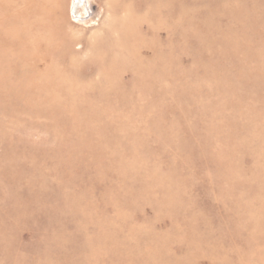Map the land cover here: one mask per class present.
Instances as JSON below:
<instances>
[{
	"label": "rangeland",
	"instance_id": "rangeland-1",
	"mask_svg": "<svg viewBox=\"0 0 264 264\" xmlns=\"http://www.w3.org/2000/svg\"><path fill=\"white\" fill-rule=\"evenodd\" d=\"M0 0V264H264V0Z\"/></svg>",
	"mask_w": 264,
	"mask_h": 264
},
{
	"label": "water",
	"instance_id": "water-1",
	"mask_svg": "<svg viewBox=\"0 0 264 264\" xmlns=\"http://www.w3.org/2000/svg\"><path fill=\"white\" fill-rule=\"evenodd\" d=\"M84 3V1L83 0H72V6H71V11H70V13H71V17H73V18H76L77 20H81V21H84V20H86V19H88V17H90V12H89V10L87 9V8H85V12H84V14L83 15H80L79 14V16L75 13V6L76 5H78V3Z\"/></svg>",
	"mask_w": 264,
	"mask_h": 264
},
{
	"label": "bare ground",
	"instance_id": "bare-ground-1",
	"mask_svg": "<svg viewBox=\"0 0 264 264\" xmlns=\"http://www.w3.org/2000/svg\"><path fill=\"white\" fill-rule=\"evenodd\" d=\"M85 8H86V6H85V4L82 2H80V3H78V5H76L75 6V13L79 16V14L80 15H83L84 14V12H85ZM71 19L73 20V21H80V22H82L81 20H77L76 18H73V17H71ZM85 21V20H84Z\"/></svg>",
	"mask_w": 264,
	"mask_h": 264
}]
</instances>
